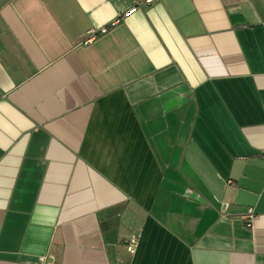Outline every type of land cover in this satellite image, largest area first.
<instances>
[{"label":"crops","instance_id":"0c3cea01","mask_svg":"<svg viewBox=\"0 0 264 264\" xmlns=\"http://www.w3.org/2000/svg\"><path fill=\"white\" fill-rule=\"evenodd\" d=\"M0 264H264V0H0Z\"/></svg>","mask_w":264,"mask_h":264},{"label":"built area","instance_id":"2783aa9c","mask_svg":"<svg viewBox=\"0 0 264 264\" xmlns=\"http://www.w3.org/2000/svg\"><path fill=\"white\" fill-rule=\"evenodd\" d=\"M145 3H150L152 2V0H144ZM99 31H104V28H100ZM96 32H98V30L94 29V28H90L89 30L86 31V39L85 42L90 41L94 35L96 34ZM247 217L250 219L252 217V213L249 211V213L247 214ZM136 246V240L135 238H131L129 240V244H128V249L130 251H133L135 249ZM40 261H42V258H40Z\"/></svg>","mask_w":264,"mask_h":264}]
</instances>
